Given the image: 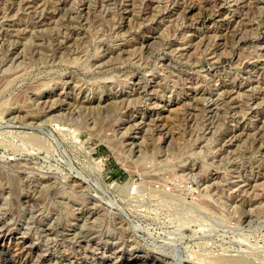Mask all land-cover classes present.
<instances>
[{
	"label": "rangeland",
	"instance_id": "1",
	"mask_svg": "<svg viewBox=\"0 0 264 264\" xmlns=\"http://www.w3.org/2000/svg\"><path fill=\"white\" fill-rule=\"evenodd\" d=\"M8 256L264 264V0H0Z\"/></svg>",
	"mask_w": 264,
	"mask_h": 264
},
{
	"label": "bare ground",
	"instance_id": "2",
	"mask_svg": "<svg viewBox=\"0 0 264 264\" xmlns=\"http://www.w3.org/2000/svg\"><path fill=\"white\" fill-rule=\"evenodd\" d=\"M109 202V201H108ZM180 240V239H179ZM21 250H24V249H21ZM20 254H22V252L20 253ZM12 255V254H11ZM15 255V254H14ZM13 255V256H14ZM16 256V255H15ZM9 257V256H8ZM12 257V256H11ZM11 257H9L7 260L8 261H6L4 264H13V262H15L14 261V259L12 260V258ZM171 257H173V256H171ZM24 259H22V261L19 263V264H29L27 261H23ZM156 260H158V262H160V264L162 263V264H175L174 263V260L173 259H171V258H166V257H164V258H154V260H153V263L152 264H154L155 263V261ZM157 262V261H156ZM186 264H194L193 263V261H192V259L190 258V259H187L186 261ZM197 264H202V263H197Z\"/></svg>",
	"mask_w": 264,
	"mask_h": 264
}]
</instances>
